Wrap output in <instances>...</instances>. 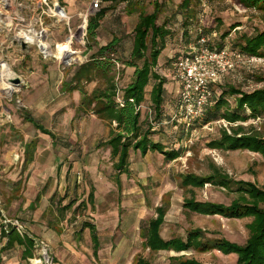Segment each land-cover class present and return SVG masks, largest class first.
<instances>
[{
    "label": "rangeland",
    "instance_id": "rangeland-1",
    "mask_svg": "<svg viewBox=\"0 0 264 264\" xmlns=\"http://www.w3.org/2000/svg\"><path fill=\"white\" fill-rule=\"evenodd\" d=\"M183 2L131 0L130 3H110L109 0H101L98 9H95L92 0H49L52 10L47 15L39 11L38 0H10L7 5L0 2V11L9 22L13 21L12 27L0 30V65L25 82L16 86L0 75V197L4 194L14 195L18 200L29 197L26 192L29 188V168L21 160L14 164L15 154L33 151L35 146V156L40 146L53 149L60 157L61 175L55 173L46 181L47 190L61 180L67 185L71 200L78 204L88 201L92 187L96 190L94 209L91 205L87 208L81 206L69 215L73 222L80 216V220H86L85 223H96L101 237L103 252L98 258L91 254L90 242L87 244L83 239L78 244L85 264H134L139 257L151 264H170L174 257L202 264H237L236 254H225L208 245L227 240L245 246L249 240L248 227L253 222L252 218L204 216L189 212L185 207L191 199L230 207L237 200V193L208 183L202 187L186 186L184 179L188 175L208 178L215 175L218 169L234 183H252L264 190V157L260 153L211 148L213 141L221 139L223 130L231 133V127L238 125L243 126L247 134L264 139V118L237 124L220 119L185 128L171 120L176 115L174 102L179 95L178 86L165 77V72L159 74L157 71L160 78L166 81L165 89H169L163 107L164 116L157 117L151 89L147 87L145 102L140 110L143 128L151 131L153 143L159 144L164 151L182 150L183 153L169 162L159 151L142 155L131 150L130 173L120 174L119 186L116 181L118 164L115 165L110 148H98L100 143L112 136L116 124L100 119L93 110L79 109L84 99L93 97L96 89L105 90L108 87V78L101 73L89 74L82 83L74 78L93 57L99 59V49L114 38H118L120 44L115 54H106L105 60L114 65L111 75L120 97L134 79L135 69L126 67L124 63L131 59L135 29L141 13L157 14V25L170 32L166 38V49L159 58L158 67L164 71L166 64L184 51L186 41L198 38L200 30L215 31L218 35L216 43L230 49L239 48L245 37L264 32V10H246L237 0H193L191 10L194 17L190 19L181 8ZM58 7L62 9V19L54 15ZM102 11H106L105 17L100 22L97 37L92 40L88 34L90 20ZM17 15L23 17L24 24L35 32L40 31L42 20L48 30L45 41L54 50L57 45L63 47L70 44L74 61L59 62L54 58H45L37 47L23 51L13 44L18 24L14 18ZM148 42L147 56L152 49L151 39ZM139 65L141 67L142 63ZM229 87L244 93L264 89V57L245 56L243 63L222 77L212 89L221 92ZM237 97L228 96L232 107ZM224 111L222 109L220 115ZM26 117L34 118L51 131L59 148L55 149L53 139ZM63 169L69 170L66 176L62 175ZM38 184L43 185L42 182ZM232 186L235 189L236 185ZM12 189L15 190L12 192ZM25 202L4 210L12 217L16 216L15 219L28 232L25 217L30 212L25 210ZM162 206L167 207L162 237L165 240H187L192 231H200L206 244L203 249L181 253H154L145 249L143 229L156 217V209ZM28 263L32 264L30 260Z\"/></svg>",
    "mask_w": 264,
    "mask_h": 264
},
{
    "label": "trees",
    "instance_id": "trees-1",
    "mask_svg": "<svg viewBox=\"0 0 264 264\" xmlns=\"http://www.w3.org/2000/svg\"><path fill=\"white\" fill-rule=\"evenodd\" d=\"M114 3L131 2V0H109ZM246 10H264V0H237ZM193 0H184L181 8L185 15L193 19L194 13L191 10ZM106 11H102L95 18L90 20L88 34L93 39L97 37L100 28V22L105 17ZM188 19V18H187ZM157 14L144 15L141 14L139 23L135 29V40L132 50L131 59L124 63L126 67L134 68L135 74L132 82L124 89L122 97L118 95L117 85L114 83V76L111 75L112 63L105 60L106 54H115L120 42L118 38H114L112 42L99 49L97 57H93L88 63L89 65L82 67L75 76L78 83H82L85 77L91 73L102 74L108 78V87L105 90L96 89L91 99H84L81 109L93 110V113L100 119L116 124L112 132L109 147L112 148L114 159L118 160L117 169L125 171L130 158V151H141L143 154L159 151L166 156V160L171 162L178 159L183 151H164L159 144L153 143L151 139V131L144 130L141 121L142 114L139 108L145 102L146 88L153 82L151 91V99L155 107L157 117L162 118L163 107L165 105L166 81L161 79L155 69L159 65V58L166 49V38L170 32L165 28L157 25ZM203 34L209 37L216 35L215 31L203 30ZM199 36V35H198ZM197 36V37H198ZM218 36V35H217ZM151 39L152 49L150 55L146 53L149 50V42ZM160 39V41H159ZM195 41H186L187 50L197 45ZM215 47L222 48L223 45L216 43ZM213 46V47H214ZM238 48V47H237ZM245 56L264 57V32L258 33L253 37H245L244 43L237 49ZM180 53L174 59L166 64L165 69L171 71L175 63L178 61ZM139 63H142L140 67ZM228 96H238L236 104L232 107L228 101ZM175 110L179 107V97L175 100ZM222 109H225L223 115H220ZM264 118V89L257 90L252 93H244L233 87L224 89L217 93L214 91L211 106L209 107L204 124H209L214 120L224 119L229 124H237L238 122H246L249 119ZM31 120L37 128L43 130L45 134L53 137V133L47 130L43 125L31 117ZM177 124L190 128L187 123L181 119L174 120ZM182 121V122H181ZM192 127V126H191ZM231 133L226 129L223 130L222 137L211 143L212 149H220L224 151L249 150L260 153L264 157V139L258 135H249L243 126L231 127ZM35 149L27 151L26 163L33 162ZM128 170V169H127ZM214 184L222 186L232 192L237 193L238 198L230 207L217 205L212 203H201L195 199L188 200L185 207L189 212H194L204 216L220 215L226 218L244 219L252 218L253 222L249 225L250 237L244 246L231 243L227 240L215 241L214 247L225 254H236L238 256L237 264H264V190L252 183L237 182L234 183L227 175L222 174L217 169L215 175L208 178H201L188 175L184 179L186 186L202 187L206 184ZM233 184L236 185L235 189ZM167 207L157 208V218L150 221L144 232V247L151 252L158 253L161 251H174L181 253L191 251L193 249H203L206 245L203 241V235L200 231H192L187 240L171 239L165 240L162 237V228L165 223ZM9 245L13 242L25 245L29 251L34 250V243L31 239L23 238L15 230L10 234ZM97 239V237H94ZM135 264H151L146 259L139 257ZM170 264H202L196 260H186L174 257Z\"/></svg>",
    "mask_w": 264,
    "mask_h": 264
},
{
    "label": "crops",
    "instance_id": "crops-1",
    "mask_svg": "<svg viewBox=\"0 0 264 264\" xmlns=\"http://www.w3.org/2000/svg\"><path fill=\"white\" fill-rule=\"evenodd\" d=\"M109 2L114 3L112 1ZM188 47L189 46H185L184 51L181 52L184 53ZM158 68L159 67L156 68V72ZM153 85V83H150V85L148 86L150 87L151 91ZM168 91L169 89H166V95L169 94ZM217 93H219V91H217ZM79 109H81V106ZM51 138L53 139V146H56L55 149H58L59 147L57 144V139L55 137ZM110 139L111 137L107 141L100 143L98 145V148L108 147L110 148L112 154V148L108 145ZM36 143L37 142H35V144ZM27 151L28 150H26L23 154L20 155L15 154L14 164L19 163L21 160L22 164L25 167L29 168V188L26 190V192H28L29 197L26 196V198H21V200H18V198H15L14 195L11 194H4V197H0V224L6 220H14L16 217H12L10 214H8L4 210V208H16L17 205H22V203L20 202L26 201L25 210L27 211V213L28 211L30 212L29 216H24L27 220L25 224L27 225L28 233L34 239H44L49 243L50 247L53 250L54 264H85V262L83 261V254L78 250V244L82 242L83 239L86 240L87 244L88 242L91 243V254L94 257L98 258L102 254L103 249L101 237L98 233L96 223H85L86 220H80V216L76 217L73 222L70 221L71 219L69 216L79 210L81 206L87 208L88 205H91L94 209L96 200L95 187L91 188L88 201H81L80 204H78L75 200H71V198L67 194L68 187L67 185H65V183L62 184L61 180H59L56 185L53 184L52 187L47 190L48 186L46 185V181L55 173L57 174V176L61 175L59 168L60 164L58 165V159L60 157H57L53 149H45L43 147L41 148L40 146L38 153L36 154V156L34 155L33 162L27 164ZM138 152H140L142 155H145L141 151ZM114 160L115 165H117L118 160ZM117 171L119 172L116 181L117 184L121 186V184H119L121 181L120 174L122 175L124 173H130V158L126 170L120 171L117 169ZM68 173L69 170L63 169L62 175L66 176ZM48 175L49 177L46 178L45 176ZM40 177L44 179L41 180ZM38 182H42L43 185H39ZM13 190L15 189H12V192ZM77 218L79 219L77 220ZM156 218L157 209L156 217L153 219ZM146 228L143 229V233L145 232ZM94 237H97V239H94ZM9 240L10 236L8 240H5L3 242L4 260L0 264H29L28 261L31 260L34 256V250L29 248V251H27L28 248L25 245L19 244L16 241L9 245Z\"/></svg>",
    "mask_w": 264,
    "mask_h": 264
},
{
    "label": "built area",
    "instance_id": "built-area-1",
    "mask_svg": "<svg viewBox=\"0 0 264 264\" xmlns=\"http://www.w3.org/2000/svg\"><path fill=\"white\" fill-rule=\"evenodd\" d=\"M9 1L0 0L5 5ZM92 1L95 9H98L101 0ZM38 8L46 15L52 10L49 0H38ZM14 20H17L18 24L13 34V44L15 43L22 49V42L27 41L28 49L31 47L40 49L42 41H45L44 37L48 34L42 20L40 22L41 29L38 32L25 25L23 17L17 15ZM12 26L13 21L9 22L7 16L0 11V30L4 31V29ZM216 38L217 35L209 37L203 34V30H200L197 45L191 46L188 50L186 49L170 72L164 71L162 68L157 69L159 74L165 72V77L178 85L179 107L174 120L179 118L187 123L188 127L205 120L214 97L213 85L229 72H233L239 64L243 63L245 58L244 54L238 50L230 49L227 46L215 47ZM14 76V79L19 78L15 73ZM21 84H25V82L21 80ZM139 110H141V107ZM8 118L10 119L11 115ZM14 230L23 238L33 241L35 254L30 260L32 264H54L49 243L44 239H34L17 219L6 220L0 224V263L4 260L3 242L8 240L9 234Z\"/></svg>",
    "mask_w": 264,
    "mask_h": 264
},
{
    "label": "bare ground",
    "instance_id": "bare-ground-1",
    "mask_svg": "<svg viewBox=\"0 0 264 264\" xmlns=\"http://www.w3.org/2000/svg\"><path fill=\"white\" fill-rule=\"evenodd\" d=\"M56 16L62 19V9L57 8L56 10ZM72 42V41H71ZM41 53L45 55L46 58H54L59 62H64L66 60L74 61L72 59L71 54V47L70 44L65 45L62 47V45H57L56 49H52L51 45L45 41V43L41 44ZM0 75L1 77H5L8 82H11L15 76L14 73L10 70H7L4 66L0 65ZM11 84V83H10ZM9 84V87H12Z\"/></svg>",
    "mask_w": 264,
    "mask_h": 264
},
{
    "label": "water",
    "instance_id": "water-1",
    "mask_svg": "<svg viewBox=\"0 0 264 264\" xmlns=\"http://www.w3.org/2000/svg\"><path fill=\"white\" fill-rule=\"evenodd\" d=\"M21 46H22L23 50H27L28 49V42L27 41L22 42ZM11 82H12V84H14L16 86L21 85V80L19 78L13 79Z\"/></svg>",
    "mask_w": 264,
    "mask_h": 264
}]
</instances>
